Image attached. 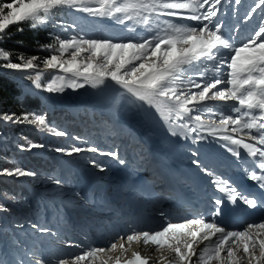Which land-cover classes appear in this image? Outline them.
Listing matches in <instances>:
<instances>
[{
    "label": "snow or ice",
    "instance_id": "1",
    "mask_svg": "<svg viewBox=\"0 0 264 264\" xmlns=\"http://www.w3.org/2000/svg\"><path fill=\"white\" fill-rule=\"evenodd\" d=\"M225 3L234 7L235 14V6L242 5L243 0H11L0 3V76L13 81L29 80L30 91L49 94H62L66 89L89 88L103 92L112 88L131 104L152 112L172 136L190 138L193 142L206 141L208 137L226 141L221 147L238 159L241 158L239 149H243L247 157L253 158L248 161L253 167L245 169L247 179L264 189V16L247 40L234 45L232 38L222 31L225 22L219 13ZM257 10L264 13V0H253L241 22L252 20ZM65 13L81 15L74 16L70 24H52L53 17ZM96 18L110 20L126 35H90L80 22L91 24ZM25 22L31 30L52 26L71 33L65 38L56 35L51 43L37 42L38 51L49 52L47 57L14 53L3 47L11 38L7 32L9 27ZM23 31L17 27V32ZM233 31H238V27ZM221 84L225 87H219ZM207 101H235L230 105L234 115H225L206 104ZM113 104L116 106L115 100ZM206 111L209 120L212 114L219 116L218 124H206ZM0 123H26L55 137L68 136L38 112L0 111ZM229 132L242 135L237 138ZM189 133L196 135L189 136ZM19 147L22 151H31L48 146L29 143ZM54 151L68 157L84 152L100 153L111 156L120 165L126 164L116 152H103L87 141L67 148L57 146ZM192 156L197 157L192 164L212 176L211 182L219 192L226 193L231 203L239 199L250 209H264V199L249 197L230 181L221 180L202 164L199 152L193 151ZM91 163L104 171L96 161ZM0 175L38 179L36 172L19 166L0 168ZM48 179L55 185L64 183L58 178ZM214 204L217 207L210 219L200 215L175 220L161 210V227L133 230L126 240L152 244L157 250L167 249L174 257L168 264H264V219L249 222L243 229H229L215 221L221 215L224 198H215ZM0 212L9 213L10 209L0 204ZM28 223L38 234L56 235L47 227ZM16 226L22 228L24 224ZM75 246L82 250L54 259L27 252L28 259L17 258L16 264H121L122 261L123 264H149L148 258L138 252H133L131 259H125L128 249L124 243L112 242L108 247L90 245L86 249L81 244ZM118 249L121 255L115 258L107 255ZM0 264H9L3 255H0Z\"/></svg>",
    "mask_w": 264,
    "mask_h": 264
},
{
    "label": "rangeland",
    "instance_id": "2",
    "mask_svg": "<svg viewBox=\"0 0 264 264\" xmlns=\"http://www.w3.org/2000/svg\"><path fill=\"white\" fill-rule=\"evenodd\" d=\"M6 2H11V0H0V3ZM252 4L253 0H243L242 5L235 6L234 14V7L229 3H225L223 10L219 13L220 19L225 22L222 31L226 36L232 38L234 45H239L241 42L247 40L260 23L261 16H264V13L257 10L253 14L252 20L242 23L241 21L245 13ZM76 15L81 14H57L53 17L52 24H70ZM80 23L81 27H84L90 35H126L119 26L114 25L107 19L96 18L95 22L91 24L83 21ZM182 23L196 22L182 21ZM12 26H24L30 29L26 22ZM237 27L238 31H233ZM35 30H46L49 32L51 42L56 35L65 38L71 33V30L69 33H63L59 28L52 26L37 28ZM33 55L47 57L49 56V52L38 51L36 48L28 56ZM13 59L15 60V55ZM41 68H43V65H41ZM44 71L46 73L49 72L47 69H44ZM0 78L5 79L7 77L0 76ZM47 79L48 75L44 77L45 81ZM222 79H226V76H222ZM9 80L17 85L20 91V100L28 97L39 102L40 108L37 110L30 108V113L38 112L45 114L47 121L55 128L67 132L68 136L55 137L48 134L47 131H37L35 126L26 123L15 125L11 123H0V168L19 166L26 170L36 172L38 175V179L35 180L31 177H8L6 175H0V185H7L0 188V204L10 209L9 213L0 212V255H3L9 264H16L17 258L20 260L28 259L25 255L27 252H35L37 257L43 254L44 257H51L53 259L75 254L82 250L75 245L81 244L85 249L89 247L85 241L87 239V233L84 230H80V225L83 229L89 228V230H92L91 223H96L100 218H105L106 214H110L111 205H109L106 198L108 199L115 192L116 186L118 185L116 184L115 188L111 186L110 182L114 180L112 179V171L116 173L126 172V166H132L134 160L139 162L140 158L143 157L140 152L141 148L134 142H132L131 147L129 146V129L125 125L122 126L127 129V133L122 131L121 134L117 132L116 135L114 132L115 123L109 121L110 118L108 116L98 114L94 107L87 105L85 101L80 102L75 100V95L73 94L75 91L66 89L62 94H49L39 90L32 92L30 91L31 81ZM219 87L223 88L225 85L221 84ZM192 91L198 90L192 89ZM205 103L209 106H215L225 115H229L233 114L230 105L236 102L207 101ZM41 110H44L45 113ZM0 111L7 110L0 108ZM204 118L206 124L212 125H216L219 120V116L216 114H212L211 120H209V113L207 111L204 113ZM111 127L113 131L110 130ZM194 134L196 135V133H189V136H194ZM204 134L206 135V133ZM75 137H81L83 140L74 139ZM146 137L148 136H142L143 139ZM208 139H212V137H208L206 141H192L189 147L196 144L199 147H204L207 151L209 149ZM83 141L95 145L103 152H116L119 157L126 161V164L120 165L116 159L111 156L101 155L100 153L84 152L73 157H68L54 151L57 146L67 148L74 144H82ZM29 143L45 144L48 147L35 148L31 151H22L20 149V145H27ZM170 145L172 150L175 151L176 148H173L171 143ZM145 150L148 154L150 153L147 148ZM134 153L139 154V158L132 157ZM176 155H180V152L177 151ZM26 159H33V161H26ZM179 159L181 160L182 166L188 170H193L192 160L195 157L189 158L183 155ZM93 160L104 168L103 174L100 175V168L91 163ZM41 166L45 167L44 170L40 169ZM204 166L209 169L211 168L209 163H204ZM192 170L190 171L195 174V177L199 178L203 183L205 182L204 184L206 186L207 183H211L212 176L206 178L202 176L201 171L196 172ZM49 177L61 179L64 183L55 185L48 179ZM99 178L103 181L107 180L105 181L107 183L98 180ZM87 182L91 183V185H93L92 183H96L99 186L98 190L102 192H96L90 189L86 185ZM84 192L88 193L85 194ZM76 193H80L81 195L78 197ZM93 193L95 196L92 195ZM101 193L106 194L107 197L105 196L104 199L99 196ZM129 197L131 201L138 202V198L130 195L127 196L128 199L125 201H129ZM160 201L158 199L156 203L158 204ZM113 213H115V217L116 215L118 216L116 217V221L122 223V218H124L125 213L120 211H113ZM107 220H110L109 217ZM28 222L47 227L56 233V235L38 234L30 227ZM18 223H23L24 227H17L16 225ZM111 224L113 223L111 222ZM241 228H243V225H241ZM93 235V239H97L101 233L97 231ZM101 246L105 247L103 245ZM59 251L69 252L62 253Z\"/></svg>",
    "mask_w": 264,
    "mask_h": 264
},
{
    "label": "bare ground",
    "instance_id": "3",
    "mask_svg": "<svg viewBox=\"0 0 264 264\" xmlns=\"http://www.w3.org/2000/svg\"><path fill=\"white\" fill-rule=\"evenodd\" d=\"M73 94L75 95V100L80 102L85 101L87 105L94 107L98 114L108 116V118H110L109 121H113L115 123L114 132L116 135L117 132L118 134H121L122 131L126 132V128H128L129 146H132V142L138 144L141 148L140 152L143 156L140 158L139 162L134 160L132 166H126V172L116 173L112 171V179L114 180L110 182L111 186L112 188H115V185H118L116 186L115 192L111 194L108 199L106 198V200L109 202V205H111V211H109L110 214H106L105 218H100L96 223H91L92 230H89V228L83 229V227H81L80 225V230H84L87 233V239L85 240L87 246L95 245V243L92 241V238L94 236V232L98 231L99 233H101L98 239H103L98 246L103 245L105 247H108L113 241H115V243H117L118 245L120 243H124L128 249L127 253L124 254L125 259H131L132 253L138 252L142 257L148 258L149 264H168V261L172 260L174 257L173 254L167 249L157 250L156 246L152 244L145 245L142 241L128 243L126 237L127 235L132 234L133 230H131L130 225H126V223L116 221V217L118 216L116 215L115 217V213H113V211L127 213V219L131 216L141 217L145 221H147L149 225L148 229H157L162 226L163 218L159 216V213H155V207L153 205H149V203H147V201H145L144 199L146 197H144L143 195H146L148 197H158L156 192L162 191L164 180H170L182 185L185 183L190 191L198 189L203 194L210 192L213 198L212 200L219 196L227 198L226 193L219 192L216 185H214L212 182L210 184L207 183L206 186L204 184L205 182L203 183L199 178L190 173V170L192 169H185L183 172H181V168H184L181 165V160L179 159L180 156L184 155V157L188 156L189 158H191L193 157L192 152L197 151L199 152L198 158L200 159L202 164L204 165V163H209L211 165L210 169L214 171L216 175L219 174L217 173V171L225 175L226 172L222 168L227 166L229 167L230 171H232V168L236 165L241 167V171L244 172L243 176H246L245 168L243 166L249 164V157H247V154L243 149H239V151L241 152L240 159L232 156L226 148L221 147V145L227 143L226 141H216L213 138L208 139L209 149L207 151L204 147H199L196 144H194L192 147H189V144L192 143L193 140L184 139L181 138V136L170 135L169 130L162 125V123L156 118L155 115L152 114V112L136 107L135 105L124 99L119 92L115 91L112 88H109L103 92L95 91L89 88L78 89L75 90ZM114 100L116 102V106H114L113 104ZM179 123H181V121H177V124ZM122 125H125L126 128ZM110 130L113 131V128L111 127ZM134 134L137 135V138ZM227 134L236 135L237 138H240V136L242 135L239 133L233 134L231 132ZM142 136L148 137L143 139ZM244 138L247 139L246 137ZM169 142L172 144L173 148H176L175 151L172 150ZM230 147L236 146L230 145ZM146 148L148 149V152H150L149 154L146 152ZM177 151L180 152V155H176ZM182 152L184 153L181 154ZM132 157L139 158V154L134 153ZM196 158L197 157H195V159ZM171 165H175V170L177 172H172L169 169ZM192 167L196 172L201 171L200 168L196 167L193 164ZM201 173L202 176H205L206 178L210 177L203 171H201ZM233 173L234 172H232V174ZM101 174H103V171L100 172V175ZM237 175L239 176V174ZM98 180L107 183L105 182L107 180L103 181L100 178ZM92 184L93 185L87 182L86 185H88L90 189H93L96 192H102L98 190L99 186L96 185V183ZM177 192H180V190L178 189ZM84 193L87 194L88 192ZM92 195L95 196L94 193ZM129 195L138 198V202L135 203L132 201H125L126 199H128L127 196ZM99 196L103 197L104 199L105 196L107 197V195L104 193H101ZM141 196H143L144 198ZM164 201L165 200H163L162 202ZM237 201L241 205V211L243 215L246 214V209L244 208L243 202H240L239 199ZM161 207L165 208V206ZM160 211L161 210H159V212ZM108 217L110 220H107ZM111 222L113 223L112 226ZM246 225L247 224H244L243 228ZM121 237H124V239H121ZM203 247L204 245L201 244L200 248ZM59 252L67 253L69 251ZM107 255H111L113 258H115L116 256L121 255V253L118 249L116 252L107 253ZM162 257H167V259H162ZM193 259L195 260V257ZM121 264H123V261L121 262Z\"/></svg>",
    "mask_w": 264,
    "mask_h": 264
},
{
    "label": "trees",
    "instance_id": "4",
    "mask_svg": "<svg viewBox=\"0 0 264 264\" xmlns=\"http://www.w3.org/2000/svg\"><path fill=\"white\" fill-rule=\"evenodd\" d=\"M19 27H22L24 31L18 33L16 26L9 27L7 32L10 34L11 38L6 40L2 45L3 47L12 50L14 53L22 52L29 55L37 48V42L40 44L51 42L50 34L46 30H31L24 26ZM21 41L23 42L22 44L18 43ZM0 97H3V100L0 101V108L2 110L19 114V112L30 113V108L35 110L40 108V104L37 100H32L28 97L20 100V91L18 90L17 85L7 78H0ZM41 111L44 112V110ZM26 161L32 162L33 159H26ZM44 168V166L40 167L41 170H44ZM4 186L7 185L5 184ZM4 186L0 185V188H3Z\"/></svg>",
    "mask_w": 264,
    "mask_h": 264
}]
</instances>
